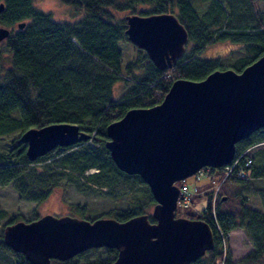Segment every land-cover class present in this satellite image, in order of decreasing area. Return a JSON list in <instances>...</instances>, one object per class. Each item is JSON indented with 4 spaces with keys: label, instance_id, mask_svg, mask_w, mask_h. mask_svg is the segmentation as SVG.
<instances>
[{
    "label": "trees",
    "instance_id": "obj_1",
    "mask_svg": "<svg viewBox=\"0 0 264 264\" xmlns=\"http://www.w3.org/2000/svg\"><path fill=\"white\" fill-rule=\"evenodd\" d=\"M59 1L82 11V17L72 23L58 22L51 14L37 10L33 0H0L3 4L0 27L9 29L8 37L2 42L10 65L0 70V136L17 133L19 137L27 129L54 123L78 126L90 139L71 147L56 148L34 161L41 162L53 152L60 155L53 162L58 170L46 179L49 181L47 190L38 185L39 194L28 200L41 203L49 190L64 179L65 184L75 185L79 190L89 189L88 183L109 189L116 186L119 178L134 179L148 196L134 199L130 209L111 210L97 218L122 222L146 214L155 202L138 176L120 172L111 161L104 147L106 126L131 108H149L160 103L176 79L200 81L215 70L240 72L256 61L264 54V0ZM142 7L145 9H140ZM112 10L130 11L140 16L173 14L186 30L191 47L165 70L156 68L145 52L137 48L135 56L122 65L118 45L128 42L126 22L124 18H116ZM20 23H24L22 29L17 28ZM12 28L16 29L12 31ZM216 42L238 45L242 56L233 60L228 68L217 60L201 59L203 50ZM118 86L122 88L121 95L116 94ZM89 141L96 147L88 145ZM263 144L264 129H259L236 143L235 157ZM254 155L253 159L246 155L251 160L249 167L239 159L231 175L220 185L213 206L209 202L212 191H205L206 209L199 214L183 213L187 219L205 222L214 240L212 250L191 264H264V188L255 190V186L264 182V149L256 150ZM34 162L27 160L25 144H12L7 152L0 153V186L24 184V167ZM90 168H96L97 172L80 183L79 176ZM206 168L209 181L219 182L222 168ZM238 170L245 171L246 177L238 178ZM228 182L238 184L245 192L226 195L223 190ZM22 192L26 190H20V194ZM252 194L258 197L260 208L250 207L248 196ZM72 211L83 214L84 207L74 205ZM148 220L154 223L150 216ZM16 221L11 219L6 225ZM238 229L250 241L252 249L233 262L224 251V243L229 234ZM101 249L107 253L106 258L81 261L87 252L97 250L90 249L65 262L52 261V264H110L115 260L116 250ZM0 250L14 255L13 264H29L22 254L4 246L2 236Z\"/></svg>",
    "mask_w": 264,
    "mask_h": 264
},
{
    "label": "water",
    "instance_id": "obj_2",
    "mask_svg": "<svg viewBox=\"0 0 264 264\" xmlns=\"http://www.w3.org/2000/svg\"><path fill=\"white\" fill-rule=\"evenodd\" d=\"M125 22L128 42L156 68L172 67L185 52L187 33L173 14H133ZM8 35L9 29L0 27V42ZM259 129H264V54L240 72L224 69L200 81L176 79L160 103L131 108L105 128L104 147L115 167L148 187L154 223L148 214L122 222L45 214L4 226L2 242L29 264L65 262L101 248L116 250L110 264L194 263L212 250L213 234L201 220L175 216L176 183L203 168L230 164L236 143ZM89 139L74 124L54 123L27 129L16 142L25 144V156L34 162L55 148Z\"/></svg>",
    "mask_w": 264,
    "mask_h": 264
},
{
    "label": "rangeland",
    "instance_id": "obj_3",
    "mask_svg": "<svg viewBox=\"0 0 264 264\" xmlns=\"http://www.w3.org/2000/svg\"><path fill=\"white\" fill-rule=\"evenodd\" d=\"M34 7L44 13L51 14L52 18L58 22L72 23L79 20L83 12L78 11L70 5H64L59 0H33ZM140 9H145L144 7ZM112 13L116 18H124L129 15H133L130 11H113ZM16 28H12L13 31ZM119 48L122 52V65L125 62L132 59L135 56V47L129 42L119 43ZM191 45L186 44L185 50H189ZM238 45L230 42H216L209 44L203 52L200 54L201 59L217 60L222 64V67L228 68L233 60L242 56ZM9 55L3 42H0V70L9 68ZM123 93L121 86L116 88V94L121 95ZM17 133L0 136V153L7 152L12 144L16 142L18 138ZM91 147H96L90 141L87 142ZM78 148V147H77ZM264 144L261 146L252 147L245 151V154L252 159L255 156L256 150H263ZM53 152L47 159L41 162H34L24 167V184L17 183L20 186H14L9 184L6 186H0V236H2L3 227L11 219L17 221L29 222L33 218L42 217L45 214H50L56 217L68 215L75 218L95 219L99 216H105L111 210H126L133 207L134 199L146 198L148 193L134 179L119 178L116 186L113 188H105L104 186H95L90 183L87 184L88 188L79 190L75 185L65 184L66 180H62L57 183V186L51 188L46 198L36 204L35 202L28 200L32 195H38V185L44 186L42 190H47L49 181L46 180L50 175L56 173L54 160L60 155ZM231 163V162H230ZM224 167V166H222ZM220 167V168H222ZM39 169V172L36 171ZM96 168L87 169L82 176H79V182H86V176L96 173ZM190 186L198 188V194L193 193L192 205L190 208L184 209L180 205H177L175 210L176 217H183L186 213L199 214L206 209L208 204L207 196L204 195L205 191H211L215 188L216 182L209 181V178L203 174L199 180H196L194 176H190L184 180ZM184 181L177 182L176 185L180 186ZM26 183V184H25ZM65 184V186H63ZM29 186V188L27 187ZM28 188V189H25ZM257 188H264V182L261 185L255 186ZM20 190H26L20 194ZM226 195L232 193L245 192L242 187L234 182H228L223 190ZM248 196V203L252 208H260V201L257 196ZM24 198V199H23ZM77 205L84 207V213L78 214L72 211L73 206ZM153 206H149L146 214L150 215ZM16 221V222H17ZM224 251L226 254H230L233 262L239 261L243 258L251 249L250 241L245 237L242 230H235L229 234L224 243ZM106 258L107 253L103 249H97L95 251L87 252L83 260H95L97 258ZM15 262L14 255L6 250H0V264H13Z\"/></svg>",
    "mask_w": 264,
    "mask_h": 264
},
{
    "label": "built area",
    "instance_id": "obj_4",
    "mask_svg": "<svg viewBox=\"0 0 264 264\" xmlns=\"http://www.w3.org/2000/svg\"><path fill=\"white\" fill-rule=\"evenodd\" d=\"M239 159H243L244 160V165L246 167H249V165L251 164V160L250 158H248L245 155V152L239 154L238 156H234L233 160L231 161L230 164L222 167V177L219 180V182L216 183V186L214 189H212V194L210 195V200L209 202L211 203V206H213L215 198H216V194L217 191L220 187V185L226 181V179L231 175L232 171L235 169V167L237 166V163H239ZM205 171H208V168L205 169H201L200 171H198L196 174H194L193 176L195 177L196 180L200 179V176L205 174ZM236 176L238 178H245L246 177V172L243 170H238L236 172ZM198 188H196L195 186H190L189 184H187L186 182H183L180 186H179V197H178V201L177 204L180 205L182 208L187 209L190 208L192 205V196L193 193H195L196 195L198 194Z\"/></svg>",
    "mask_w": 264,
    "mask_h": 264
},
{
    "label": "flooded vegetation",
    "instance_id": "obj_5",
    "mask_svg": "<svg viewBox=\"0 0 264 264\" xmlns=\"http://www.w3.org/2000/svg\"><path fill=\"white\" fill-rule=\"evenodd\" d=\"M35 220V219H34ZM31 221H33V220H31ZM30 222V221H29Z\"/></svg>",
    "mask_w": 264,
    "mask_h": 264
},
{
    "label": "bare ground",
    "instance_id": "obj_6",
    "mask_svg": "<svg viewBox=\"0 0 264 264\" xmlns=\"http://www.w3.org/2000/svg\"><path fill=\"white\" fill-rule=\"evenodd\" d=\"M56 149V148H55Z\"/></svg>",
    "mask_w": 264,
    "mask_h": 264
}]
</instances>
